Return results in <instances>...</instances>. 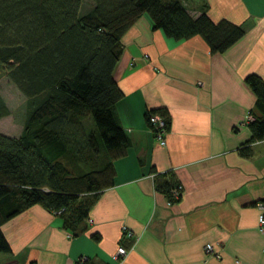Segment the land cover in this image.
Masks as SVG:
<instances>
[{"label":"crops","instance_id":"0c3cea01","mask_svg":"<svg viewBox=\"0 0 264 264\" xmlns=\"http://www.w3.org/2000/svg\"><path fill=\"white\" fill-rule=\"evenodd\" d=\"M181 2L192 17L205 10L213 21L240 25L242 35L210 53L199 36L166 37L142 14L121 36L112 71L122 92L114 113L128 142L112 161L111 186L77 235L39 204L7 220L1 230L12 252L0 254V264H78L80 257L88 264H264L257 228L264 139L249 145L248 157L238 153L255 99L243 78L264 81V0ZM159 107L169 116L164 145L144 117ZM168 172L181 185L172 203L155 189V176ZM206 243L219 257L203 252ZM117 245L128 248L119 261L112 258Z\"/></svg>","mask_w":264,"mask_h":264},{"label":"trees","instance_id":"16d2710c","mask_svg":"<svg viewBox=\"0 0 264 264\" xmlns=\"http://www.w3.org/2000/svg\"><path fill=\"white\" fill-rule=\"evenodd\" d=\"M91 1L80 15L82 0H0V65L26 97L21 133H0V252H12L2 224L34 204L60 216L72 235L85 231L91 206L112 184V161L127 146L114 113L122 92L112 71L121 36L142 14L166 37L199 36L210 53L222 52L243 33L226 19L211 20L205 10L192 17L181 0ZM243 82L255 97L250 136L238 148L248 157L249 145L264 139V81L249 73ZM151 113L162 115L168 129L165 108L145 111L149 127ZM8 114L0 95V117ZM69 155L83 162L100 158L101 165L76 172L65 161ZM157 176L155 189L168 203L177 201L172 173Z\"/></svg>","mask_w":264,"mask_h":264},{"label":"rangeland","instance_id":"374dc122","mask_svg":"<svg viewBox=\"0 0 264 264\" xmlns=\"http://www.w3.org/2000/svg\"><path fill=\"white\" fill-rule=\"evenodd\" d=\"M91 5V0H82L81 8L79 11L80 15L86 12ZM0 95L9 108V114L0 117V133L9 136H17L22 131L26 117V97L20 92L16 84L8 76L7 71L1 65ZM86 125L88 129H94V125L91 120L86 121ZM65 161H69L68 164L73 167L76 172H79V170H90L91 168H95L101 165L100 158H95L92 161L83 162L78 160L76 157L69 155ZM0 254L3 255L4 253L0 252Z\"/></svg>","mask_w":264,"mask_h":264},{"label":"built area","instance_id":"2783aa9c","mask_svg":"<svg viewBox=\"0 0 264 264\" xmlns=\"http://www.w3.org/2000/svg\"><path fill=\"white\" fill-rule=\"evenodd\" d=\"M252 119H253L252 115H247L245 122H248ZM148 121L151 125L150 129L155 139L159 142V144L164 145L165 143L164 136L167 133L164 117L158 113H151L148 115ZM171 193L173 197H178L179 195H181V185L178 184L176 187L172 188ZM259 209H260V213L257 217V228L260 231H264V216H263L264 204L261 202L259 203ZM122 235L125 236L126 238H131L133 236L131 231L125 228H123ZM127 250L128 248H125L122 245H117L115 249V253L112 255V258L116 261H119L126 254ZM203 252L212 257H216V258L219 257V253L212 248L211 243H206L203 246ZM84 262H86V257H80L78 259V264H84Z\"/></svg>","mask_w":264,"mask_h":264}]
</instances>
